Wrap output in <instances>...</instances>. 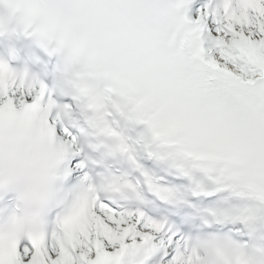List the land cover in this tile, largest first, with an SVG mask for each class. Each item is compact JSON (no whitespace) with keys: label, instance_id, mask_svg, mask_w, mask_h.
<instances>
[{"label":"snow or ice","instance_id":"1","mask_svg":"<svg viewBox=\"0 0 264 264\" xmlns=\"http://www.w3.org/2000/svg\"><path fill=\"white\" fill-rule=\"evenodd\" d=\"M0 264H264V0H0Z\"/></svg>","mask_w":264,"mask_h":264}]
</instances>
